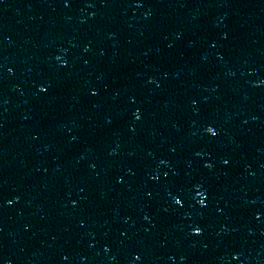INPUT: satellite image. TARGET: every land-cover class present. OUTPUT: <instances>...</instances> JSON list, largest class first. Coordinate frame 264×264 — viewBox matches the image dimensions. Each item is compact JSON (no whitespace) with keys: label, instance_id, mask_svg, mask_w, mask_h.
Here are the masks:
<instances>
[{"label":"water","instance_id":"water-1","mask_svg":"<svg viewBox=\"0 0 264 264\" xmlns=\"http://www.w3.org/2000/svg\"><path fill=\"white\" fill-rule=\"evenodd\" d=\"M0 264H264V0H0Z\"/></svg>","mask_w":264,"mask_h":264},{"label":"snow or ice","instance_id":"snow-or-ice-1","mask_svg":"<svg viewBox=\"0 0 264 264\" xmlns=\"http://www.w3.org/2000/svg\"><path fill=\"white\" fill-rule=\"evenodd\" d=\"M65 6H67V3L65 4ZM136 6L139 7L140 4L137 3ZM89 7H91V5H89ZM56 59H57V60H60V57H56ZM62 64H63V62H62ZM39 91H40V92H45L46 89H45L44 87H40V88H39ZM95 94H96L95 92L92 93V95H95ZM133 116H134L135 119H137V120L140 118L135 112L133 113ZM205 131H206L207 133H209V134H210L211 136H213V137L217 135V133H216V132L213 130V128L210 127V126H209V127H206ZM197 155H199V153H197ZM160 163L163 164L164 161L162 160V161H160ZM225 163H226V161H225ZM205 167H208V165H205ZM150 178H151V179H156L155 176H152V177H150ZM197 195L201 197V199L198 200L197 203L200 204L201 207H203V206L205 205L204 194L201 193V192H197ZM173 203L176 204V205H180V204H181V200H180V199H177L176 197H173ZM191 231H192V233H193L194 235H199L200 232H201V229H200L198 226H193L192 229H191ZM135 259H139V257L137 256V257H135ZM233 259H236V257L234 256Z\"/></svg>","mask_w":264,"mask_h":264}]
</instances>
